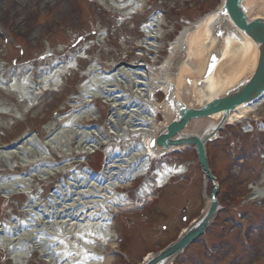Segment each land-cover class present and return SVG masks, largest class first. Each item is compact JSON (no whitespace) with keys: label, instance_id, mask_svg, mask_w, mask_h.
<instances>
[{"label":"bare ground","instance_id":"1","mask_svg":"<svg viewBox=\"0 0 264 264\" xmlns=\"http://www.w3.org/2000/svg\"><path fill=\"white\" fill-rule=\"evenodd\" d=\"M119 3L118 9L124 15H132L144 7V1L140 0H119ZM241 5L248 21L264 18V0H242ZM218 8L184 26L170 44L171 57L160 65H156L155 57L149 63L143 62L145 54L142 52L123 64L98 59L88 70V80L78 84L79 94L73 105L76 110L64 117L57 129H53V123L48 125L51 133L46 141L41 143L30 137L10 151H0V156L7 160L15 154L20 164L33 166L26 176L0 180V190L4 197H9L30 191L33 178L43 181L54 175H64L75 164L69 160L72 151L74 154H92L100 143L118 144L116 149L106 151L103 170L94 173L87 169L72 170L58 182L45 203L37 199V194L32 197L23 219L17 217L9 225L0 226V247L10 248L15 264H21V258L26 257L27 247L35 249L50 264H108L110 259L103 257L101 245L108 244L113 250L117 247L114 217L108 209L116 203L112 209L117 213L118 209L130 204L126 201L129 196H124L120 189L149 173L147 176L155 185L145 181L139 191V198H142V194L151 195L157 187L186 172L183 164L161 161L156 166L157 171L152 169L153 174L150 173L151 163L169 154V149L156 144V138L168 131L167 127L176 120L181 107L198 109L242 84L248 69L254 68L257 56L250 37ZM166 22L165 14L155 12L142 25L141 46L147 51L157 52L161 48L156 38L164 37ZM213 53H218V59L210 71L207 66ZM79 61L77 54L52 70H42L34 82L23 75L25 71L22 70L19 73L23 76L21 80L14 79L7 87H11V93L19 90L29 106L39 94L44 97L47 90L58 91L56 88L63 86L65 75L75 68V63L80 64ZM33 83L37 86L36 92L31 90ZM160 92L165 93L161 102L155 99ZM97 98L110 103L107 131L98 126H84L85 122L96 118L93 105ZM263 103L264 98L236 107L228 115V122L247 118ZM159 114L161 121L157 119ZM222 114L188 122L180 130V136L202 137L207 129L217 124ZM178 136L176 134L173 139H179ZM187 145L185 138L177 147ZM205 151L208 152L206 147ZM56 156L67 162L56 165L52 161L58 160ZM203 182L207 187L209 179L206 175ZM256 194L258 198L264 197V189L256 188ZM207 207L208 204L203 211Z\"/></svg>","mask_w":264,"mask_h":264},{"label":"rangeland","instance_id":"2","mask_svg":"<svg viewBox=\"0 0 264 264\" xmlns=\"http://www.w3.org/2000/svg\"><path fill=\"white\" fill-rule=\"evenodd\" d=\"M144 2V16H141L122 14L115 8L119 0H0V29L9 39L10 66L15 74L12 79L22 77L19 73L23 70V75L27 76L36 71L35 78L38 80L42 70H52L59 63L62 65L70 61L77 53L85 57L86 63L80 60V65L87 67L98 59L106 63L131 62L137 52V42L143 38L139 23L157 10L165 14L167 20L165 39L160 41L162 46L157 54L161 64L171 57L170 44L176 40L181 29L213 10L220 0ZM85 47H88L86 54L82 52ZM85 71L83 74L76 70L68 72L64 85L56 88L59 91L46 92L44 97L38 95L35 101L43 103L28 111L26 102L20 101L21 93L11 94L9 87L0 88V112H8L3 116L0 114V144L8 143L12 137L31 127L37 129L41 143L46 141L49 136L42 137V125L54 120L53 110L61 109L59 107L67 110L66 96L70 92L78 94L79 82L87 80ZM157 98L163 101L164 93L157 94ZM94 104L96 111L103 113L98 125H107L103 103L98 100ZM157 117L162 120L160 114ZM254 117L264 119V103L247 118ZM248 119L226 124L219 138L208 145L209 162L219 183L221 209L206 233L191 243L172 264H264V201L249 198L252 195L250 183L264 187V133L244 132L243 124ZM111 148L116 146L106 145L97 151L92 162L88 156L80 165L79 160L83 161V158L78 159V163L71 165L66 174L76 169L83 170V163L98 169L100 161L104 162L106 151ZM161 161L183 164L186 172L157 188L154 196H149L151 200H138V188L143 179H149V173L120 191L129 196L126 201L130 204L111 214L117 247L113 250L108 244L101 245L103 256L110 259L108 264H140L147 253H154L174 240L207 204L211 184L208 182V186H204L193 147L181 148L155 160L151 163L152 169ZM150 173L153 174L151 169ZM10 175L6 172L0 174V180L9 179ZM61 176L34 182L33 191L29 192L32 195L41 192L47 196V193H52L50 180L59 181L66 177ZM12 197L15 198L11 201L0 197V219L7 223L18 213L21 218L25 215L22 203L28 198L26 194ZM0 264H13L10 250L0 247ZM38 264L47 263L39 259Z\"/></svg>","mask_w":264,"mask_h":264},{"label":"water","instance_id":"3","mask_svg":"<svg viewBox=\"0 0 264 264\" xmlns=\"http://www.w3.org/2000/svg\"><path fill=\"white\" fill-rule=\"evenodd\" d=\"M242 0H223L218 10H224L226 15L230 17L233 23L240 28L243 34H246L255 44L257 56L254 62V68L248 69L246 75L242 79V84H239L233 90H227L226 94L220 98H215L209 103L204 104L200 108L181 107L176 120L172 121L167 127L166 133H160L155 142L158 146L164 149H176L180 144L181 139L187 141V144L194 145L198 161L203 168V172L213 183V190L210 195V201L204 213L189 227H187L180 237L166 246L161 251L149 255L141 264H168L180 252H182L188 244L194 241L198 236L204 233L210 225L212 218L218 210V202L216 195L218 186L215 178L207 163L205 145L208 140H211L217 134L218 129L228 118L230 112L241 105L251 104L264 97V18H257L248 21L246 10L241 5ZM218 59V53H213L208 61V69L212 71ZM212 68V69H211ZM222 112L220 120L212 128L207 129L202 137L197 135L180 136V130L193 119L199 117H208L212 114ZM179 135V139H173V136Z\"/></svg>","mask_w":264,"mask_h":264}]
</instances>
